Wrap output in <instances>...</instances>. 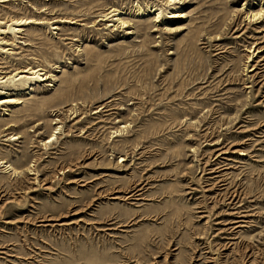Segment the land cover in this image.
<instances>
[{
  "label": "rangeland",
  "instance_id": "obj_1",
  "mask_svg": "<svg viewBox=\"0 0 264 264\" xmlns=\"http://www.w3.org/2000/svg\"><path fill=\"white\" fill-rule=\"evenodd\" d=\"M260 11L0 3V78L49 77L0 85L19 101L0 106V264H264V69L250 73L264 52L248 59L264 17L247 18Z\"/></svg>",
  "mask_w": 264,
  "mask_h": 264
},
{
  "label": "bare ground",
  "instance_id": "obj_2",
  "mask_svg": "<svg viewBox=\"0 0 264 264\" xmlns=\"http://www.w3.org/2000/svg\"><path fill=\"white\" fill-rule=\"evenodd\" d=\"M9 0H0V3H5ZM182 0H170V4L172 5H175V4H180ZM138 16L140 15H143V10L139 7L138 9ZM154 13H156V19L154 20V22H160V19L162 17V9H156L155 11H153ZM171 13V17L172 18H184V15L182 12H178V11H175V12H170ZM120 15H121V12L116 9V8H113L112 11H110L108 14H106L104 17L107 18H115L113 19L114 22H119L124 28H126V23L122 21V19L120 18ZM264 17V13H262V11L258 12V13H253L251 12L250 16L247 15V18L250 19L251 22H261L260 20ZM247 19V20H248ZM112 21V22H113ZM43 21L41 20H36V19H17V20H13V24L16 28L17 27H21V26H24V25H30V24H36V25H40L42 24ZM263 22V21H262ZM3 22H0V25H2ZM112 26V25H110ZM11 27V25L9 26V28ZM262 32H264V28L262 29ZM259 41H257L256 43V46H254V50L250 51V56L248 57V59L250 60L249 62H252L253 63V57L255 55V53L257 54H263L264 52V37L262 38H259L258 39ZM260 63H258L257 65H254L252 67V70L250 71L251 72H254V71H259L258 73H256V76H259V77H262L261 74L263 72V69H264V65H262L263 61H259ZM48 75H46L44 73V71L42 69H34V68H26L24 69L23 71L15 74L13 77H10L8 79H6L5 77H2L0 78V85L2 84H6V83H13L15 82V79H17L16 81L18 82H21V83H24V84H28V83H32V82H35V81H43V80H47ZM18 103L19 104V101L14 99V98H3V99H0V106H7V105H11V104H16ZM12 128V126H11ZM20 137H16L15 140L19 139ZM236 152V151H234ZM220 169L218 171H215L213 173H217V176L216 178H219L221 176H223V170H225V168H222L219 167ZM14 172H16L17 170L16 169H13ZM227 170V169H226ZM66 172H70V170H67ZM116 193H123L121 190L120 191H116ZM127 195V194H126ZM129 199V198H127ZM113 200H122V197L117 195L115 197H113ZM10 203V202H9ZM74 214H77V212H75ZM231 216H234V214H232ZM238 218H244V217H238ZM247 219V218H246ZM52 221H59V218H54L53 216H47L45 217L41 222L42 223H45V222H52ZM81 221V220H80ZM244 221L243 220H236L235 222H233V224H238V223H243ZM6 224H11V221H6ZM114 224V223H112ZM60 226H68L67 224H62ZM121 227V226H119ZM238 228V226L236 227ZM241 229V228H240ZM105 230H115V229H105Z\"/></svg>",
  "mask_w": 264,
  "mask_h": 264
}]
</instances>
